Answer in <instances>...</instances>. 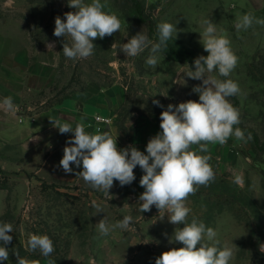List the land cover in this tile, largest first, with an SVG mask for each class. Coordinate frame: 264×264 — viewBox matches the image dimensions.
I'll use <instances>...</instances> for the list:
<instances>
[{"label":"rangeland","instance_id":"rangeland-1","mask_svg":"<svg viewBox=\"0 0 264 264\" xmlns=\"http://www.w3.org/2000/svg\"><path fill=\"white\" fill-rule=\"evenodd\" d=\"M136 1L137 4L132 0H101L106 5L103 10L114 13L121 28L112 36L94 40L96 48L88 58L72 60L62 52L64 43L71 44L70 37L54 35L55 18L66 20L65 13L76 11L69 7V0H0V39L25 45L30 61H42L55 68L50 84L22 101L21 115L40 112L88 83H117L125 90L117 127L126 132L127 122L133 130L130 135H134L140 125L147 123L158 131L161 112L169 104L199 101L193 89L203 81L188 77L187 73L195 71V67L167 48L158 53L159 62L153 68L146 63L151 46L135 57L126 56L121 47L139 32L158 42L157 25L169 22L178 29L171 38L176 47L206 56L201 35L206 27L203 21L210 19L217 35L226 34L238 57L237 66L228 77L241 90L229 98L240 112L238 126L254 130L264 141V46L241 56L245 48L238 43L241 35L233 21L225 24V19L217 15L209 17L208 2L219 0ZM252 30H257L256 26ZM241 33L246 35L247 31ZM49 42L55 44L52 50L47 48ZM205 76L220 79L218 71L206 72ZM228 141L234 150L220 157L210 156L215 179L188 197V221L195 217L216 231L219 246L232 249L229 264H264V253L260 251L264 244V148L256 150L252 138L242 141L233 136ZM2 144L0 139V223L13 226L9 233L13 239L7 245L9 254L18 250L19 256L30 264H155L163 252L183 247L174 241L176 228L183 225L170 223L168 213H160L155 206L151 211H140L139 197L145 189L139 183L144 175L139 166L134 169L135 180L131 184L121 186L114 181L106 194L93 189L77 174L83 170L82 165L66 174L62 167L55 168L43 157L39 170H17L10 158L12 153ZM62 145L63 142L54 147L58 152H54L56 163L63 157L64 153L59 152ZM237 175L242 176V186L234 183ZM94 201L101 212L97 213ZM128 215L132 217L130 230L116 228L108 236L100 235V220L105 219L111 226ZM29 234L47 235L53 242V253L45 257L39 250L30 251ZM10 261L8 258L5 262L12 264Z\"/></svg>","mask_w":264,"mask_h":264},{"label":"clouds","instance_id":"clouds-1","mask_svg":"<svg viewBox=\"0 0 264 264\" xmlns=\"http://www.w3.org/2000/svg\"><path fill=\"white\" fill-rule=\"evenodd\" d=\"M105 6L101 0H92L91 3L69 0V7L76 11L65 13L66 20L57 16L54 29L56 37L67 36L71 39L70 45L63 44L65 57L72 60L86 59L96 48L94 40L119 32L121 21L114 13L105 12ZM254 22L264 24V19H257L252 13H247L239 18L235 27L237 31L247 30ZM203 24L206 27L201 35L202 44L208 55L196 58L195 71L187 73L188 77L203 81L202 85L193 89L199 95V101L189 100L178 106L169 104L161 112L162 131L147 143V154L131 146L119 149L117 136L113 137L110 131L91 134L85 131L82 124L78 123L73 128L69 123L49 118L61 134L74 133V137L67 141L59 162L66 174L73 172L72 164L77 168L82 165L83 170L77 174L93 189L109 194L114 181H118L121 186L131 184L135 180L134 169L139 166L144 172L139 183L145 189L139 197L142 202L140 211L148 212L155 206L160 213H168L170 223L183 225L174 232V241L183 247L163 252L156 258L155 264H229L233 257L231 248L219 246L220 241L216 239L214 229L206 227L195 217L191 222L188 221L191 213L186 205L188 197L194 195L199 186H207L215 179L211 157L200 153L208 152L209 144H226L233 136L242 141L252 138L250 133L245 137L244 131L237 126L240 124V112L229 100V97L240 94L238 83L231 79L205 76L206 72L218 71L219 76L229 77L237 66L238 57L226 34L217 35L215 23L205 19ZM157 29L158 42L150 41L139 32L122 45L121 51L126 56L135 57L151 46L146 63L156 68L158 53L167 47V41L173 33L177 35L178 32L176 25L169 22L158 24ZM54 47L53 42L47 43L49 50ZM153 103L160 106L158 100ZM0 107L13 113L19 111L12 97H5ZM194 145L198 146V150H193ZM234 183L242 186V176H235ZM93 206L97 213L102 211L95 201ZM131 222L130 215L111 226L102 219L98 223V230L101 236H108L116 228L130 230ZM12 231L11 223H0V262L9 258L7 245L13 239L9 235ZM27 244L30 251L39 250L45 257L54 251L53 242L47 235L29 234ZM260 251L264 253V244L260 245ZM14 255L17 264H30L19 256V252ZM49 264L53 262L49 261Z\"/></svg>","mask_w":264,"mask_h":264},{"label":"crops","instance_id":"crops-1","mask_svg":"<svg viewBox=\"0 0 264 264\" xmlns=\"http://www.w3.org/2000/svg\"><path fill=\"white\" fill-rule=\"evenodd\" d=\"M208 4L210 5L209 17L217 15L225 19V24L230 23L231 20L234 27L239 18L247 13H252L257 19H264V0H219L217 3L208 2ZM254 26L257 30H252ZM244 31H247L246 35L241 33L243 29L240 31L236 29V32L241 35L238 43L242 44V49L245 48L241 52L243 57L244 54H252L264 46V24L254 22ZM54 74V66H49L42 61H30L25 45L18 46L12 41L0 39V104L5 97H12L13 103L19 107L16 113L0 107V139L3 140L2 145L12 153L13 156L11 155L10 158L15 161V169L39 170L38 165L43 157H47L46 161L55 168H61L60 163H56L58 159L54 158V152H57L54 147L63 142L62 149L59 151L63 153L67 141L74 137V133L61 134L49 118L59 119L61 123H69L73 128L78 123L82 124L85 131L91 134L110 131L113 137L117 136L119 149L131 146L147 154V143L162 130L155 131L156 128L153 129L152 126L144 123L134 131V135H130L133 130H130L127 122L124 123L126 132L117 127L116 117L125 99V90L117 83L106 86L88 83L82 89L66 94L62 100L40 112L21 115L22 101L42 91L50 84ZM96 115L110 117L111 122L109 124L97 122L94 120ZM228 143L222 146L209 144L208 152L200 154L220 157L235 149ZM193 150H198V146L194 145ZM71 167L77 168L75 164ZM0 264L7 263L4 261Z\"/></svg>","mask_w":264,"mask_h":264},{"label":"trees","instance_id":"trees-1","mask_svg":"<svg viewBox=\"0 0 264 264\" xmlns=\"http://www.w3.org/2000/svg\"><path fill=\"white\" fill-rule=\"evenodd\" d=\"M132 1L135 4H137L136 0H132ZM157 40H158V37H157ZM166 48L175 57L184 59V60L188 61L191 65H193L195 67L194 60L196 58H198L199 55L197 53H195L192 49H189V48H186V47L178 48L172 43V39L167 41V47ZM219 77H220L221 80L229 79L228 77L227 78L221 77V76H219ZM232 97H229V98H232ZM238 127L241 128L246 135H248L249 133L251 134L252 141H253V144H254V147L256 148V150H260V149L264 148V141H260L259 140V137H258V135L256 134V132L254 130H252V129L248 128V127H244V126H238ZM44 186L45 187H48V186H53L54 187V185H44ZM16 252H18V250H16ZM9 258H10V260H11L10 262L12 264H17V260H16L17 258L15 257L14 253L13 254L10 253L9 254Z\"/></svg>","mask_w":264,"mask_h":264},{"label":"built area","instance_id":"built-area-1","mask_svg":"<svg viewBox=\"0 0 264 264\" xmlns=\"http://www.w3.org/2000/svg\"><path fill=\"white\" fill-rule=\"evenodd\" d=\"M94 120L97 122H102L104 124H109L111 122V118L110 117H101L99 115H96L94 117Z\"/></svg>","mask_w":264,"mask_h":264}]
</instances>
